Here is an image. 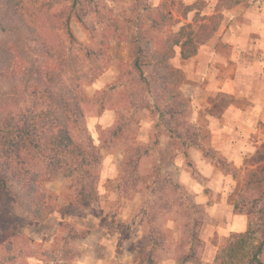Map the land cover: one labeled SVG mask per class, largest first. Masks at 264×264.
<instances>
[{
	"label": "rangeland",
	"instance_id": "rangeland-1",
	"mask_svg": "<svg viewBox=\"0 0 264 264\" xmlns=\"http://www.w3.org/2000/svg\"><path fill=\"white\" fill-rule=\"evenodd\" d=\"M20 1L24 17H36L40 35L23 42L24 49L48 76L59 73L55 88L77 89L93 100L81 105L82 128L72 133L98 147L100 164L97 200L87 206L79 204L62 175L43 183L56 195L52 213L40 223L8 231L11 251L0 249V264H6L4 254L15 256L26 248L36 255L19 257L15 264H66L61 252L70 230L79 234L67 246L77 252L70 264H182L181 232L187 225L191 229L196 217L201 246L186 264H214L229 235L246 230L245 216L233 211L229 198L249 175L248 158L264 140V0ZM215 14L221 16L219 28L196 56L182 60L175 47L171 60L183 73L180 89L191 105L196 146H187L161 127L147 108L152 100L142 86L124 81L137 76L132 70L136 34L159 15L168 19L164 29L176 32L195 18ZM115 25L123 29L122 36ZM7 39L11 48L20 44L18 36ZM44 43L53 48L54 58L41 57ZM30 70L21 52L10 66L0 67V113L19 119L41 109V102L29 99L36 89ZM8 94L19 101L2 102ZM99 103L105 105L102 115L97 114ZM116 123L120 131L105 143L103 132ZM129 147L130 157L138 160L132 172L124 164ZM156 176L172 191L164 201L154 190ZM186 199L198 207V215H188ZM14 212L0 190V214Z\"/></svg>",
	"mask_w": 264,
	"mask_h": 264
},
{
	"label": "trees",
	"instance_id": "trees-1",
	"mask_svg": "<svg viewBox=\"0 0 264 264\" xmlns=\"http://www.w3.org/2000/svg\"><path fill=\"white\" fill-rule=\"evenodd\" d=\"M20 4V0H0V34L4 35L0 36V67L7 68L17 53H23L31 66L30 77L34 76L33 80L36 81V89L29 99L41 102L42 107L19 119L13 113H0V190L7 206L15 210L12 215L0 214V249L3 253L11 251V243L7 241L8 231L17 225L40 223L52 213L56 195L44 189L43 183L52 182L62 175L76 191L80 205L84 207L96 201L97 169L100 164L98 147L88 137L81 141L74 138L72 133L73 129L82 128L84 114L81 105L91 104L93 100L82 96L77 89L55 88L54 84H59V73L48 76L24 49L23 42L36 41L40 35L36 28V17L32 14L24 17ZM193 9L194 4L189 5L185 13ZM220 20L218 14L195 18L194 23L183 25L173 32L164 29L168 19L165 15H159L152 26L139 31L133 40L132 70L137 76L124 82L142 86L152 100V106L147 108L157 115L161 127L172 138L187 146H196V138L190 122V100L180 89L184 83L183 73L171 64L175 56L174 48H179L182 60L196 56L199 48L216 33ZM115 26L118 35L122 36L123 29ZM9 36H18L20 44L11 48L7 39ZM43 48L45 54L42 53L41 57L54 58V50L49 44L44 43ZM61 64L62 61H59V66ZM9 100L13 104L19 101L8 94L2 102ZM96 110L98 115H102L105 105L99 103ZM120 129L116 123L104 131L103 134L107 135L104 142H108L110 136H117ZM132 150V147L127 149L124 160L126 169L131 172L138 163L137 158L130 157ZM248 164L251 167L249 175L229 198L233 211L245 216L246 230L229 235L217 250L214 264H264V140L248 158ZM154 184V190L160 192L159 199L164 201L171 196L172 191L167 188L163 178L156 176ZM186 202L188 215H198V207L189 204L187 199ZM169 203L174 204L165 201L166 205ZM200 226V218L196 217L191 229H186L188 225L183 227L178 258L182 264L196 258L195 253L201 246L198 237ZM86 235L83 233L80 237L84 239ZM78 237L77 232L68 231L64 238L68 242L64 245L68 246ZM67 246L63 247L61 260L70 264L77 252ZM186 248L187 251H183ZM20 250L15 256L4 254L2 262L15 264L19 257H33L37 253L30 248Z\"/></svg>",
	"mask_w": 264,
	"mask_h": 264
},
{
	"label": "crops",
	"instance_id": "crops-1",
	"mask_svg": "<svg viewBox=\"0 0 264 264\" xmlns=\"http://www.w3.org/2000/svg\"><path fill=\"white\" fill-rule=\"evenodd\" d=\"M108 114H109V113H107V114L105 115V118H106V116H109ZM243 229H245V225H243V228H242L241 230H243ZM241 230H240V231H241Z\"/></svg>",
	"mask_w": 264,
	"mask_h": 264
}]
</instances>
